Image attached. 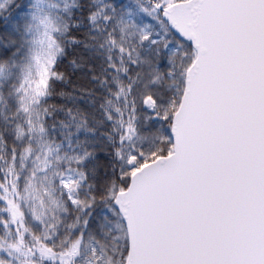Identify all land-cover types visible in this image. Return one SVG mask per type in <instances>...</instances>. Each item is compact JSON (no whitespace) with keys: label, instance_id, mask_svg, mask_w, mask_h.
I'll list each match as a JSON object with an SVG mask.
<instances>
[{"label":"snow or ice","instance_id":"obj_1","mask_svg":"<svg viewBox=\"0 0 264 264\" xmlns=\"http://www.w3.org/2000/svg\"><path fill=\"white\" fill-rule=\"evenodd\" d=\"M0 264H264V0H0Z\"/></svg>","mask_w":264,"mask_h":264}]
</instances>
